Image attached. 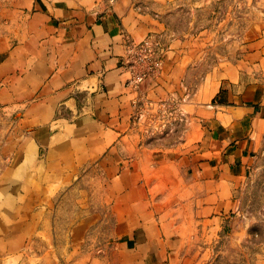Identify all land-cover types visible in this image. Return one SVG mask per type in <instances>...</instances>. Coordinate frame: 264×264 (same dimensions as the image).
<instances>
[{"label": "crops", "instance_id": "1", "mask_svg": "<svg viewBox=\"0 0 264 264\" xmlns=\"http://www.w3.org/2000/svg\"><path fill=\"white\" fill-rule=\"evenodd\" d=\"M135 1L0 0V264L45 257L36 199L94 162L118 188L112 244L124 264H175L180 231L190 222L212 229L263 148L264 29L203 101L190 96L176 129L147 141L148 103L165 100L171 83L134 88L128 40L156 41L168 78L183 67ZM92 223L71 227L73 240Z\"/></svg>", "mask_w": 264, "mask_h": 264}, {"label": "rangeland", "instance_id": "2", "mask_svg": "<svg viewBox=\"0 0 264 264\" xmlns=\"http://www.w3.org/2000/svg\"><path fill=\"white\" fill-rule=\"evenodd\" d=\"M135 8L148 13L149 33L170 47L171 64L183 67L172 78L164 71L155 77L171 83L166 92L160 90L165 100L151 98L150 117L143 120L141 132L148 142L157 141L177 128V120L162 115L173 108L164 107L162 100L178 99L183 111L195 93L197 101H203L206 89L250 51L264 29V0H137ZM106 173V167L94 162L64 182H53L46 200L36 199L45 212L38 222L48 224L47 232L37 235V250L46 254L36 255L30 264H124L120 249L112 244L121 233L112 227L116 215L111 204L118 188L105 180ZM240 181L229 195L228 210L214 220L212 229L190 222L180 231L184 244L175 264H264V139ZM89 220L95 224L77 243L71 227ZM27 259L22 256L20 264Z\"/></svg>", "mask_w": 264, "mask_h": 264}, {"label": "built area", "instance_id": "3", "mask_svg": "<svg viewBox=\"0 0 264 264\" xmlns=\"http://www.w3.org/2000/svg\"><path fill=\"white\" fill-rule=\"evenodd\" d=\"M158 43L151 37H146L140 41L129 39L127 52L124 59V69L129 74V82L134 88L139 89L148 80L159 76L163 70L164 59L158 51ZM163 105L173 107L166 110L162 115L174 122L177 120V113L181 111L178 99L169 98L162 101Z\"/></svg>", "mask_w": 264, "mask_h": 264}]
</instances>
